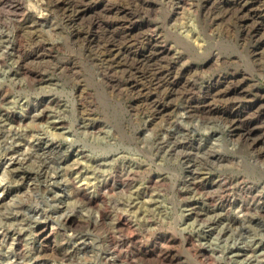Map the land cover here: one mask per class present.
<instances>
[{"label": "rangeland", "instance_id": "obj_1", "mask_svg": "<svg viewBox=\"0 0 264 264\" xmlns=\"http://www.w3.org/2000/svg\"><path fill=\"white\" fill-rule=\"evenodd\" d=\"M0 264H264V0H0Z\"/></svg>", "mask_w": 264, "mask_h": 264}, {"label": "bare ground", "instance_id": "obj_2", "mask_svg": "<svg viewBox=\"0 0 264 264\" xmlns=\"http://www.w3.org/2000/svg\"><path fill=\"white\" fill-rule=\"evenodd\" d=\"M17 158V157H16Z\"/></svg>", "mask_w": 264, "mask_h": 264}]
</instances>
